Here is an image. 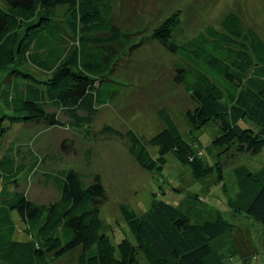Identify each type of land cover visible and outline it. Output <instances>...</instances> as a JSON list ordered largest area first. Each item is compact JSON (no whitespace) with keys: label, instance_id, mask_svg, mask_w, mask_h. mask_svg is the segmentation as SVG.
Segmentation results:
<instances>
[{"label":"trees","instance_id":"obj_1","mask_svg":"<svg viewBox=\"0 0 264 264\" xmlns=\"http://www.w3.org/2000/svg\"><path fill=\"white\" fill-rule=\"evenodd\" d=\"M181 25L178 10L151 32L126 30L117 22L116 0H0V132L11 113L47 127L91 126L98 107L125 92L117 73L122 64L154 41L177 56L174 80L192 100L183 112L190 133L211 121L220 128L212 156H205L198 137L187 138L165 108L158 111L162 129L148 141L132 128L123 133L105 125L104 135L128 139L145 171L164 170L173 153L197 190L178 204L154 200L142 214L119 203L131 235L114 242L101 216L108 195L99 173L85 180L75 168L60 170L48 175L57 200L37 203L18 191L0 205V264H53L75 249V264H264V165L240 163L243 154L264 148V39L234 11L193 37L179 38ZM150 146L158 147L157 156ZM22 169L13 152L2 153L0 185ZM219 204L241 223L226 218ZM242 230L250 236L245 247L235 238Z\"/></svg>","mask_w":264,"mask_h":264},{"label":"rangeland","instance_id":"obj_2","mask_svg":"<svg viewBox=\"0 0 264 264\" xmlns=\"http://www.w3.org/2000/svg\"><path fill=\"white\" fill-rule=\"evenodd\" d=\"M178 10L182 19L181 29L177 32L179 38L195 36L208 21L218 25L224 14L234 11L247 27L254 28L264 39V0H116L117 22L126 30L151 32ZM58 13H64V9ZM176 61L177 56L168 52L159 42L141 47L131 62L123 63V68L118 67V76L127 83L125 92L115 103L98 107L97 117L87 127L88 130L84 128L86 126L80 129L69 125L47 127L34 121L26 123L11 112L12 116H5L3 123L6 127L0 132V155L6 151L13 152L18 165L23 164V169L15 180L1 183L0 205H8L9 198L18 191H24L37 203L49 204L59 198L60 192L48 175H60V170L75 168L85 180H89L91 173L97 172L108 195L101 216L108 224L113 241L118 242L125 233L131 235L123 218L117 214L119 203H129L142 214L154 200L178 204L192 194V190H197L195 187L199 185L192 183L189 168L181 164L173 153L167 155L168 162L164 170L145 171L129 153L127 138L110 137L101 132L105 125H111L123 133L132 128L148 141L162 129L158 111L165 108L187 138L192 135L198 137L202 149L206 150L203 155L212 156L213 150L209 146L220 133V128L211 121L202 129L190 133L183 112L186 107L192 106V100L183 86L174 80ZM59 114L63 121L69 120L67 114L62 111ZM80 115L84 113L80 112ZM150 151L154 156L158 155L157 146H150ZM240 161L253 170L259 169L264 165V148L258 154H243ZM233 173V168L225 169L230 193L237 190ZM181 179L184 180V186ZM179 187H182V191ZM201 199L208 200L204 193ZM216 206L222 209L226 218L237 225L241 223L230 209L226 210L221 204ZM119 224L123 226L122 229ZM243 230L238 231L235 238L245 247L250 236L248 231ZM261 250L258 248L257 251L259 262H262ZM79 252L80 249H75L66 253L54 260L53 264H75L73 260Z\"/></svg>","mask_w":264,"mask_h":264}]
</instances>
